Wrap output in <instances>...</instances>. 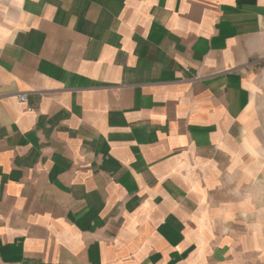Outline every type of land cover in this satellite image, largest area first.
<instances>
[{"label":"crops","instance_id":"0c3cea01","mask_svg":"<svg viewBox=\"0 0 264 264\" xmlns=\"http://www.w3.org/2000/svg\"><path fill=\"white\" fill-rule=\"evenodd\" d=\"M0 264H264V0H0Z\"/></svg>","mask_w":264,"mask_h":264},{"label":"built area","instance_id":"2783aa9c","mask_svg":"<svg viewBox=\"0 0 264 264\" xmlns=\"http://www.w3.org/2000/svg\"><path fill=\"white\" fill-rule=\"evenodd\" d=\"M19 98H20V100L25 101L26 95L25 94H19Z\"/></svg>","mask_w":264,"mask_h":264}]
</instances>
